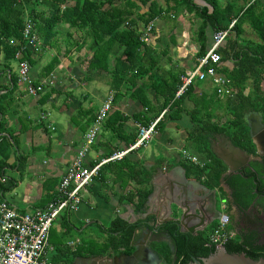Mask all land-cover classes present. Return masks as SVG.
Here are the masks:
<instances>
[{"label": "crops", "instance_id": "1", "mask_svg": "<svg viewBox=\"0 0 264 264\" xmlns=\"http://www.w3.org/2000/svg\"><path fill=\"white\" fill-rule=\"evenodd\" d=\"M156 1L163 8V12L154 20L150 42L146 45L159 56L155 73L157 78L168 77L169 72L184 74L195 68L201 49L199 28L205 17L202 14L203 9L206 13H211L213 2L221 8L234 2L233 12H236L244 4V0H188L189 6L184 0ZM215 31V27L207 21L204 30L205 53L212 45ZM85 34L84 30L70 28L67 24L56 27L51 38L46 40L43 33L37 31L40 46L32 52L31 77L38 82L48 78L54 81L53 86L47 87L38 96L27 94L25 85L18 82V78L13 89L11 75L9 71L2 72L0 58V84L6 87L0 90V95L6 96L3 101L6 111L2 121L7 129L18 133L19 152L26 156L23 171L18 170V164L10 168L20 172V180L25 176L37 182L34 187L37 194L34 197L18 201L8 200L18 210L43 208L54 198L61 177L76 157L84 142V135L110 93L113 94L111 110L100 124L98 135L89 147L84 162L86 165L96 164L111 153L127 147L131 143L127 141L137 135L138 122L135 116L145 110L141 101L132 97L133 88L129 82L124 83L118 91L110 87L114 56H110L108 72L94 68L90 78L84 79L86 62L82 59L86 60L85 57H90L93 51L92 41ZM230 36L232 32L222 46ZM240 38L243 43L258 41L247 23L242 25ZM120 51L118 47H114L115 54L118 55ZM234 64V60L222 59L218 72L223 75L224 70L233 69ZM50 66L53 69L46 74ZM12 72L17 77V69L12 67ZM135 82L136 86L143 83L149 86L151 83L148 75ZM192 85L194 89L182 99L179 116L164 117L156 134L144 147L131 151L120 161L103 164L90 185L82 191L78 208L75 211L62 212L53 221L43 256L48 264H109L112 260L93 258L106 257L109 250H112L111 257L120 262L123 254H128L121 249L101 252V248L110 236L107 229L112 220L118 218L128 224L139 225L142 221L137 217L148 211L146 205L138 210L134 203L128 202L126 195L139 187L138 177L133 179L132 172L139 174L140 178L149 177L143 187L149 190V194L157 189L158 195L159 189L170 188L171 182L164 177L172 171L176 174L180 167L187 179L201 183L185 168L184 164L188 161L182 158V151L193 154L186 141L188 130L192 126L190 112L194 108L195 99L209 97L214 92V84L207 77ZM146 94L154 99L155 92L151 88L146 89ZM213 108V120L223 121L227 118L224 105H214ZM42 114L46 118L40 119ZM13 161L14 157L11 156L9 162ZM8 180L5 196L6 191L17 185V181L10 178ZM198 192L202 194L203 189ZM155 198L151 199L153 205L150 209L158 211L159 216L164 219L167 218L165 209L157 207L159 200ZM222 204L226 203L221 201L220 205ZM153 218L151 215L148 220ZM163 262L171 264V260L160 253L159 261L155 264H164Z\"/></svg>", "mask_w": 264, "mask_h": 264}, {"label": "trees", "instance_id": "2", "mask_svg": "<svg viewBox=\"0 0 264 264\" xmlns=\"http://www.w3.org/2000/svg\"><path fill=\"white\" fill-rule=\"evenodd\" d=\"M184 2L189 6L188 0ZM212 7L211 13L202 10L205 17L203 25L199 28L202 40L198 57L206 54L204 50L206 22L209 21L216 30H221L228 27L233 17L236 18L231 31L232 36L218 48L222 59L235 61L233 69H225V74L223 73L231 80L232 94L221 100L214 90L209 97L194 100V108L190 112L192 126L188 130L186 141L189 150L204 160L205 165L199 167L188 162L184 165L201 183L207 187L217 188L224 197L225 192L221 185L228 178L227 166L212 153L210 143L215 135H225L233 145L252 157H257L245 115L248 112H258L264 122V90L261 87L264 81V0H244V4L239 6L236 12H233L234 2L228 3L224 8L213 2ZM162 12L163 8L156 0H0L2 72L9 71L14 89L17 77L12 72L11 62H17L15 53L24 44L21 33L26 20L34 24L36 33L37 31L43 33L45 40L51 38L56 27L67 24L70 28L84 30L85 35L92 41L93 51L90 57L82 59L86 62L84 79L90 78L94 68L108 72L110 56H114L110 71V87L118 91L124 83L131 84L132 97L139 99L145 110L135 116L137 122L143 125L153 121L166 109L157 124L158 127L164 117L179 116L183 97L194 89L191 85L185 95L174 99L182 74L169 72L168 77L157 78L155 73L158 69L159 56L140 40L141 29L158 18ZM244 23H247L257 36V42L241 41ZM10 40L16 41V44H10ZM115 46L121 50L118 55L114 53ZM32 52L33 49L25 48L22 59L32 64ZM53 66L46 70V74ZM145 75H148L151 81L149 86L145 83L136 86L135 81ZM33 82L37 85L40 81L33 79ZM248 82L249 89L246 91ZM5 88L0 84V90ZM148 88L155 92L154 99L146 94ZM5 99V95H0V174H4L6 167H15L17 164L18 170L23 171L26 164V156L19 152L18 133L7 129L2 121L6 111L3 103ZM219 104L224 105L227 110V118L223 121L213 120L215 116L213 106ZM135 138L136 135H133L127 142L133 143ZM11 156L14 157V161L10 163ZM261 160L264 162V156ZM252 164L259 170L257 161H253ZM131 176L133 179L138 177L139 187L130 191L126 197L128 202L134 203L136 208L141 210L149 195V190L143 188L149 177L140 178L135 172H132ZM241 176L238 175L237 178ZM8 183L9 180L4 184V190L9 186ZM255 188H257L255 185L251 187L249 194H253L251 192ZM137 226L138 224H128L118 218L112 220L107 229L110 236L103 243L101 252L107 249H123V252L131 253L133 250L131 241ZM164 227L175 237L177 249L173 256L169 246L161 244L159 253H163L166 259L169 258L171 264H188L192 258L200 260L216 250L208 242L214 225L209 233L199 232L197 235L180 233L173 222H168ZM229 228L232 229L231 226ZM224 246L228 253H245L254 260L264 257V243L241 240L239 236L233 237Z\"/></svg>", "mask_w": 264, "mask_h": 264}, {"label": "built area", "instance_id": "3", "mask_svg": "<svg viewBox=\"0 0 264 264\" xmlns=\"http://www.w3.org/2000/svg\"><path fill=\"white\" fill-rule=\"evenodd\" d=\"M235 21L236 19H233L226 29L214 32L212 45L207 53L198 59L193 70L180 76V85L174 94V99L183 96L195 81H204L207 77L214 84V90L218 97H227L232 94L231 80L218 72L222 60L218 48L229 36ZM153 28L154 21H150L141 29L140 40L143 43L150 42ZM21 35L24 44L15 53L18 82L25 85L27 94L38 96L47 87L53 86L54 82L52 78H48L34 85L30 74L31 65L26 59H22L25 48L36 50L40 46L34 24L30 20L25 21ZM9 43L15 45L16 41L10 40ZM112 103L113 94L110 93L84 135V142L79 147L76 157L61 177L54 198L45 207L31 211L18 210L6 198L3 186L7 182V177L0 174V264H48L43 256L53 221L62 212H71L78 208L82 199V191L90 185L103 164L120 161L131 151L147 145L156 134L157 124L166 112V109L163 110L158 117L147 125L138 122L136 124V138L127 147L111 153L94 165H86L84 157L95 141L100 124L110 112ZM44 118L46 117L42 114L40 119ZM182 158L195 166L203 167L205 165L204 160L185 150L182 151ZM225 205H221L220 217L216 220L209 234L208 242L210 245H222L234 237L233 230L229 228L230 216Z\"/></svg>", "mask_w": 264, "mask_h": 264}, {"label": "water", "instance_id": "4", "mask_svg": "<svg viewBox=\"0 0 264 264\" xmlns=\"http://www.w3.org/2000/svg\"><path fill=\"white\" fill-rule=\"evenodd\" d=\"M262 85L264 87V81H262ZM245 120L249 128V135L255 145L256 155L262 157L264 156V125L261 123L260 116L250 113L245 115ZM220 140L221 142L214 148L212 140L210 149L227 166L226 174L238 170L252 160L251 155L233 145L227 136L222 135ZM179 170L176 174L172 171L164 177L166 181L171 182L170 188L159 189L158 195L157 189L153 190L147 196L145 205L148 207V211L141 217H137L142 222L134 231L131 241L132 252L123 254L120 262L111 257L112 250H109V255L106 257H94L93 259L112 260L109 264H155L159 261V246L161 244H167L173 256L177 249L175 237L164 227L166 223L173 222L180 233L191 235H197L205 229L207 223L204 222V205H210L206 197L209 188L196 180L187 179L184 170L181 167ZM199 189H203L202 194L198 192ZM212 194L214 196L215 192ZM153 197L159 200L157 207L165 209L167 218L164 219L159 216L158 211L150 209L153 205L151 200ZM220 214L215 218L216 220ZM151 215L154 218L148 220ZM224 245H213L216 249L213 253L200 260L192 258L188 264H264V257L254 260L246 256L245 253H228ZM174 260L175 257H173Z\"/></svg>", "mask_w": 264, "mask_h": 264}, {"label": "flooded vegetation", "instance_id": "5", "mask_svg": "<svg viewBox=\"0 0 264 264\" xmlns=\"http://www.w3.org/2000/svg\"><path fill=\"white\" fill-rule=\"evenodd\" d=\"M261 87L264 90L262 83ZM250 113L259 115L261 123L264 125L260 113L248 112L246 115ZM221 136L215 135L211 139V142L213 140V148L221 142ZM253 161L259 163V170L252 164ZM238 175H242L241 178H237ZM227 177L221 185L222 190L225 192L224 197L220 195V191L217 188L208 187L209 191L206 197L210 205H204V222L207 225L201 232H210L216 222L215 218L221 213L220 202L224 201L230 216L229 227H232L234 237L239 236L241 240L264 243V162L261 157H253L251 161L238 170L227 174ZM254 185L261 189L255 188L251 192L253 194H249L250 188ZM213 192H215L214 196Z\"/></svg>", "mask_w": 264, "mask_h": 264}, {"label": "rangeland", "instance_id": "6", "mask_svg": "<svg viewBox=\"0 0 264 264\" xmlns=\"http://www.w3.org/2000/svg\"><path fill=\"white\" fill-rule=\"evenodd\" d=\"M139 28H141V27H139ZM249 36H251L250 33H249ZM11 66L13 67L14 70H16L17 69L16 61H12ZM247 86H248L247 88L249 89V82L247 83ZM19 173H18V171H16L13 168H10V167H6V169L4 171V175L7 177V181H8V178H10L13 181H17V185L15 187H13L12 190L6 191V197L10 201H12V200L18 201V199L34 197L37 194V191L34 188L35 185L37 184V182L35 180H32V179L27 178L25 176H23L22 179L20 180L19 179V177H20ZM220 208H221V206H220Z\"/></svg>", "mask_w": 264, "mask_h": 264}]
</instances>
